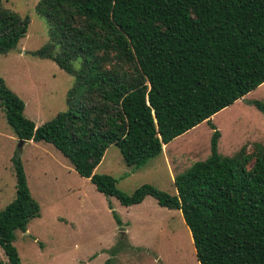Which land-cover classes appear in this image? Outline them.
Wrapping results in <instances>:
<instances>
[{"label": "trees", "instance_id": "16d2710c", "mask_svg": "<svg viewBox=\"0 0 264 264\" xmlns=\"http://www.w3.org/2000/svg\"><path fill=\"white\" fill-rule=\"evenodd\" d=\"M35 12L48 41L30 53L75 81L66 108L35 126L0 77V109L17 139L51 144L123 206L151 196L178 210L198 264H264V146L222 156L209 121L264 81V0H38ZM27 24L0 0V54ZM202 121L213 129L209 154L173 176L174 194L147 183L126 194L112 176L93 172L110 144L138 168ZM11 161L14 197L0 210V248L7 264H20L13 232L25 231L39 206L20 160Z\"/></svg>", "mask_w": 264, "mask_h": 264}, {"label": "rangeland", "instance_id": "374dc122", "mask_svg": "<svg viewBox=\"0 0 264 264\" xmlns=\"http://www.w3.org/2000/svg\"><path fill=\"white\" fill-rule=\"evenodd\" d=\"M37 1L1 0L28 16V24L16 46L0 54V77L23 101L22 114L35 126L66 108L65 95L75 81L50 58L30 53L48 41L45 21L35 12ZM254 100L264 107V82L209 119L218 132V154L230 156L241 146L249 150L253 142L264 146V112ZM212 132L202 121L138 168L125 165L110 144L93 172L112 176L116 188L126 194L143 183L174 194L173 176L208 156ZM12 158L20 160L28 191L39 206L25 231L13 232L11 244L20 264H198L178 210L159 206L151 196L123 206L103 195L51 144L20 143L1 109L0 210L14 197ZM0 260L7 264L1 248Z\"/></svg>", "mask_w": 264, "mask_h": 264}, {"label": "crops", "instance_id": "0c3cea01", "mask_svg": "<svg viewBox=\"0 0 264 264\" xmlns=\"http://www.w3.org/2000/svg\"><path fill=\"white\" fill-rule=\"evenodd\" d=\"M263 82H264V81H263ZM263 82H262V83H263ZM212 116H213V115H212ZM212 116H211V117H212ZM211 117H210L209 119H211ZM165 148H166V144H163L162 147H161V152H160L161 154L165 151ZM164 157H165V155L163 154V158H164Z\"/></svg>", "mask_w": 264, "mask_h": 264}, {"label": "water", "instance_id": "95a60500", "mask_svg": "<svg viewBox=\"0 0 264 264\" xmlns=\"http://www.w3.org/2000/svg\"><path fill=\"white\" fill-rule=\"evenodd\" d=\"M20 143H22V140H20Z\"/></svg>", "mask_w": 264, "mask_h": 264}]
</instances>
